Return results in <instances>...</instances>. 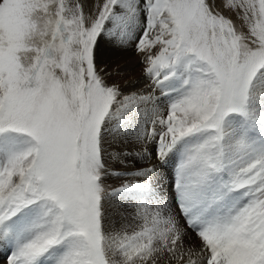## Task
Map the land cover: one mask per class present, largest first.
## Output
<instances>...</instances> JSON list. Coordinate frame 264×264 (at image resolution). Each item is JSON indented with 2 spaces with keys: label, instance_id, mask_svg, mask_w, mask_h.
Wrapping results in <instances>:
<instances>
[{
  "label": "snow or ice",
  "instance_id": "snow-or-ice-1",
  "mask_svg": "<svg viewBox=\"0 0 264 264\" xmlns=\"http://www.w3.org/2000/svg\"><path fill=\"white\" fill-rule=\"evenodd\" d=\"M0 264H264V0H0Z\"/></svg>",
  "mask_w": 264,
  "mask_h": 264
},
{
  "label": "bare ground",
  "instance_id": "bare-ground-1",
  "mask_svg": "<svg viewBox=\"0 0 264 264\" xmlns=\"http://www.w3.org/2000/svg\"><path fill=\"white\" fill-rule=\"evenodd\" d=\"M125 58L129 59L131 61V64L134 65L135 60H134V56L133 53L129 52L125 54ZM141 75V70L139 68H135L130 75L128 76L129 80H135L136 78L140 77Z\"/></svg>",
  "mask_w": 264,
  "mask_h": 264
}]
</instances>
